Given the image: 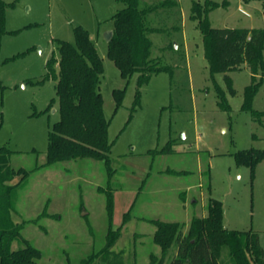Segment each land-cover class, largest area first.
<instances>
[{"label": "rangeland", "instance_id": "374dc122", "mask_svg": "<svg viewBox=\"0 0 264 264\" xmlns=\"http://www.w3.org/2000/svg\"><path fill=\"white\" fill-rule=\"evenodd\" d=\"M177 1L146 17L151 58L165 69L139 84V74L123 77L109 56L105 35L125 7L118 0H2L0 150L10 151L13 169L27 172L12 182V220L40 251L37 264H84L102 253L110 226L118 236L91 264H158L155 222L181 224L186 234L194 218L208 215L211 200L222 202L226 229L259 234L264 248V156L239 159L264 151V47L255 85L247 66L214 72L192 11L195 2L216 4L211 27L264 29L262 1ZM76 29L89 35L103 63L109 165L92 158L47 164L49 135L61 119L48 63L60 41L77 46ZM115 91H123L120 103ZM23 246L17 240L12 248ZM175 255L172 246L164 264Z\"/></svg>", "mask_w": 264, "mask_h": 264}, {"label": "trees", "instance_id": "16d2710c", "mask_svg": "<svg viewBox=\"0 0 264 264\" xmlns=\"http://www.w3.org/2000/svg\"><path fill=\"white\" fill-rule=\"evenodd\" d=\"M124 8L114 18L115 28L109 42V56L125 78L139 74L138 82L149 81L153 74L165 68L153 62L152 43L147 37L148 14L170 11L177 7V0H154L140 8V0H118ZM262 1L264 12V0ZM216 4L202 6L195 2L192 7L193 19L198 20V29L203 36L204 55L214 72L227 74L247 66L252 73V85L262 69L261 55L264 47V29L213 28L208 13ZM204 8V9H203ZM6 5L0 0V48L5 33ZM77 46L60 41L59 56H53L48 63L49 74L56 81V93L60 101L61 119L49 135L47 164L66 160L92 158L106 160L109 165L111 144L109 143V122L105 118L100 82L103 63L89 35L76 29ZM230 82V77L225 76ZM231 85V84H230ZM255 86L248 90V101L254 94ZM234 94L235 91L231 89ZM117 101L123 98V91L114 92ZM259 118L260 113H254ZM165 152H170L166 147ZM10 152V151H9ZM7 150H0V264H37L41 258L38 249L22 239L21 227L12 220L16 185L12 184L17 175L21 183L26 179L24 169H13L8 162ZM264 151L243 153L241 160L261 158ZM19 182V184H20ZM109 215L113 214V198L108 204ZM112 223V221H110ZM125 222V221H124ZM155 243L161 248L162 257L158 264H164L172 246L176 255L170 264H264V248L259 234L228 230L224 226L222 202L211 200L208 215L194 218L188 232L178 223L157 221ZM118 231L111 226L107 244L102 253L91 257L84 264H91L100 255L106 254L115 242ZM22 239V240H21ZM20 240L24 246L14 250L12 245Z\"/></svg>", "mask_w": 264, "mask_h": 264}, {"label": "water", "instance_id": "95a60500", "mask_svg": "<svg viewBox=\"0 0 264 264\" xmlns=\"http://www.w3.org/2000/svg\"><path fill=\"white\" fill-rule=\"evenodd\" d=\"M113 37V31H109L106 35H105V38L107 40V42L109 43L111 41ZM185 264H189V263H185Z\"/></svg>", "mask_w": 264, "mask_h": 264}]
</instances>
